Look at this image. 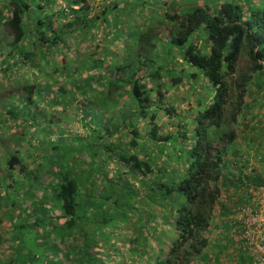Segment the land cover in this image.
<instances>
[{"label":"trees","instance_id":"obj_1","mask_svg":"<svg viewBox=\"0 0 264 264\" xmlns=\"http://www.w3.org/2000/svg\"><path fill=\"white\" fill-rule=\"evenodd\" d=\"M98 1L0 0V79H16L0 105V205L38 183L58 186L61 211L37 254L0 232V264H218L232 236L206 256L216 218L230 231L264 186V0ZM16 122L27 163L5 148Z\"/></svg>","mask_w":264,"mask_h":264},{"label":"rangeland","instance_id":"obj_2","mask_svg":"<svg viewBox=\"0 0 264 264\" xmlns=\"http://www.w3.org/2000/svg\"><path fill=\"white\" fill-rule=\"evenodd\" d=\"M90 3L95 6L96 4H99L98 0H90ZM91 5V6H92ZM76 8V7H75ZM247 65V57L242 54L237 62V69L238 70H242L246 67ZM2 78V77H0ZM7 78H3L0 79V85L3 89V92L6 96H4L3 98H1L0 100V105L4 102L7 101H11V92H12V86L14 83V80H16L15 78L11 77L9 78V81H6ZM21 81V80H18ZM11 83V84H10ZM13 87H15L13 85ZM252 88V87H251ZM253 88H255V86H253ZM252 88V90H253ZM259 93V98H262L261 101H259L258 103V114L260 115V119L264 118V91H258ZM9 97V98H7ZM249 104V99H247L246 101ZM260 105V107H259ZM18 106V104H17ZM21 104L19 105V113L21 111ZM180 109L185 110V108L183 107V105L180 106ZM17 110L12 111V117L9 118V120H14V119H19V121L17 122H21V115L18 116V118H14L13 116L15 115ZM3 116H5L4 114H0V120L6 121L8 119H4ZM258 117V120H259ZM36 118V117H35ZM16 122V123H17ZM17 126H13L11 127V129L9 130V136H7L4 140L7 141L5 144V148L7 150H14L17 149L18 146L20 148L25 147L24 151H22V153H20L19 155L21 156V159L23 160L24 163H27L28 160V154L27 152H34L35 150H33V148H30V146H28V144L26 142H30V137L27 136L24 138V142L23 143V139H21V134L23 133V131H21V124L17 123ZM251 124H255L253 121H251ZM7 125V123H2L0 125V130H4L5 126ZM242 127V126H241ZM7 129V128H6ZM5 129V130H6ZM24 129V128H23ZM37 129V127H36ZM78 128L75 130L77 131ZM240 130V129H239ZM238 130V131H239ZM241 134V133H240ZM46 135V134H45ZM44 137H49V136H44ZM39 139V138H38ZM264 139V137H263ZM262 138H256V142L258 143V145L261 146V140H263ZM42 142H44V139H39V146L41 147ZM26 144V145H25ZM253 150V149H252ZM258 157L257 159L260 158H264V145L260 147V149L258 150ZM2 154V153H1ZM249 154L251 156L254 155V152H249ZM5 156V155H4ZM4 156L0 155V166L2 167L4 165ZM34 156V155H33ZM57 160H59L60 158L57 157ZM254 163V162H253ZM264 163V162H263ZM261 163L259 165H257V168L259 171H263L264 172V164ZM252 167V165H251ZM5 173V170H3V173ZM52 181V179H50V182ZM1 188L3 189V186H6V182L3 180V182L1 183ZM7 187V186H6ZM22 187V189H21ZM27 187L28 186H13V190L12 194L7 195L5 198L1 199V203H3L2 205H0V232L2 234V236H5L6 233H8V238L9 240L7 241V245H9V251L10 252H19L21 253V247H25L24 250H28L30 252H32L33 254H37V251L40 248H43L45 246L40 245L37 242H40V239H42V232H45V230H47V228L49 226H51L52 224H56L59 223L61 224V220L58 219V214L61 211H56L55 209H53L56 200L54 199V190H56L58 188V186H40L38 183L34 184V186H30L29 192H27ZM97 186H92V188H96ZM10 192V191H9ZM14 203H16L14 205ZM11 207L13 209V211L16 209L18 212L15 213L13 216L12 214H6L4 215V213H7V209ZM14 207V208H13ZM55 214L57 215V217L55 216ZM40 220L43 222L42 223H38L39 227H35V225L32 224V221L34 220ZM219 219L218 217L216 218L214 224H215V228H213V231L211 229L210 232V244L208 246V248L205 250V254L207 257H210L212 259V257L214 256L215 252L219 251L218 248V244H221V242H219L218 240H220L219 238V233H227V235L231 236V229L230 231L226 230V227L223 229V225H225V223H221L223 222V220ZM228 221V219H227ZM227 224V223H226ZM228 225V224H227ZM9 227L10 230L8 229ZM119 227V226H118ZM229 227V226H228ZM43 229V231H42ZM224 238V237H222ZM235 239L234 237L232 238L231 242L230 240H228L227 242V248L225 247V257H221L220 258V262L218 264H246V263H241V261L238 259L240 254H237V251L234 252L235 249V245L232 246V243H235ZM2 253H6L7 251L4 250V248L1 251ZM235 253V254H234ZM196 264H200V261L198 260V262H196Z\"/></svg>","mask_w":264,"mask_h":264},{"label":"built area","instance_id":"obj_3","mask_svg":"<svg viewBox=\"0 0 264 264\" xmlns=\"http://www.w3.org/2000/svg\"><path fill=\"white\" fill-rule=\"evenodd\" d=\"M242 202L228 219L231 236L253 264H264V186L248 188Z\"/></svg>","mask_w":264,"mask_h":264},{"label":"crops","instance_id":"obj_4","mask_svg":"<svg viewBox=\"0 0 264 264\" xmlns=\"http://www.w3.org/2000/svg\"><path fill=\"white\" fill-rule=\"evenodd\" d=\"M27 173L26 174H21V181H26L27 180Z\"/></svg>","mask_w":264,"mask_h":264}]
</instances>
